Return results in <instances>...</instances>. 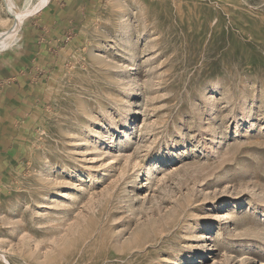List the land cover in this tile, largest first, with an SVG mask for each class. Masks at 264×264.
Returning <instances> with one entry per match:
<instances>
[{
    "label": "rangeland",
    "instance_id": "374dc122",
    "mask_svg": "<svg viewBox=\"0 0 264 264\" xmlns=\"http://www.w3.org/2000/svg\"><path fill=\"white\" fill-rule=\"evenodd\" d=\"M73 1L0 49V264H264V0Z\"/></svg>",
    "mask_w": 264,
    "mask_h": 264
},
{
    "label": "crops",
    "instance_id": "0c3cea01",
    "mask_svg": "<svg viewBox=\"0 0 264 264\" xmlns=\"http://www.w3.org/2000/svg\"><path fill=\"white\" fill-rule=\"evenodd\" d=\"M63 1L67 2L68 7H66V5L63 4ZM70 2L71 0L69 1L68 0H49L47 2L48 4H46L41 10L39 9L38 13L40 15L38 17H36L33 20L27 19V21H25L24 23L22 22L23 24H22L21 30H23V28H25V30H28V26H31L34 29V31H36L35 34H33L30 37L34 45L39 44L40 47H46V46L50 47V45L52 46V44H57L61 40V36H62L61 32L64 31V28H67V26L73 27L72 23L74 22V19L79 14L80 6L79 5L77 6L76 1H73L71 4ZM32 23L34 24L35 27H33ZM38 23L42 25V29L38 28V25H36ZM24 39H26V41L29 39L28 33H25ZM40 51L43 52V50H40ZM31 65H33V63ZM33 69L36 70V68H33ZM33 69L27 70L28 72L26 71L25 74H24V71L21 70L20 74L14 77V80H18V79L25 77L27 81L29 80L30 82H34L35 80H34V73H33L34 70ZM0 75H1V72H0ZM3 88H4L3 84L0 80V93ZM2 100L3 98H2V95L0 94V123H2V119H1L2 111H3L2 103H1Z\"/></svg>",
    "mask_w": 264,
    "mask_h": 264
},
{
    "label": "bare ground",
    "instance_id": "6f19581e",
    "mask_svg": "<svg viewBox=\"0 0 264 264\" xmlns=\"http://www.w3.org/2000/svg\"><path fill=\"white\" fill-rule=\"evenodd\" d=\"M48 1L49 0H26V4L24 6L18 7L15 0H4L8 11L13 17V21L11 26L7 30L2 31L0 29V49H6L7 47H9L12 41L17 37L18 30L24 19L35 11L42 9ZM212 237L213 234L211 233L206 234L203 237V240L207 241L205 242V247H208V245L212 246V242L210 241Z\"/></svg>",
    "mask_w": 264,
    "mask_h": 264
}]
</instances>
